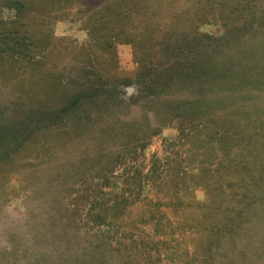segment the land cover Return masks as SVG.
I'll return each instance as SVG.
<instances>
[{
  "label": "rangeland",
  "instance_id": "obj_1",
  "mask_svg": "<svg viewBox=\"0 0 264 264\" xmlns=\"http://www.w3.org/2000/svg\"><path fill=\"white\" fill-rule=\"evenodd\" d=\"M22 1L0 31L39 62L0 60V264H264V0ZM52 75L104 94L34 122Z\"/></svg>",
  "mask_w": 264,
  "mask_h": 264
},
{
  "label": "trees",
  "instance_id": "obj_2",
  "mask_svg": "<svg viewBox=\"0 0 264 264\" xmlns=\"http://www.w3.org/2000/svg\"><path fill=\"white\" fill-rule=\"evenodd\" d=\"M26 6L29 10V6L27 4H24L22 0H11L10 7L18 9V11L25 9ZM28 30L29 29L25 27V23H18L17 27L13 26L9 28L8 31H4V32L0 31V60L1 61H4V60L10 61L12 59L13 61H17V59H14V58H19L18 61L22 62L23 65H34L39 62V59L36 55L37 53L34 52L33 47L40 46V43L37 41V35H32L31 33H29ZM118 36L119 35H114L113 38H117ZM104 38H106V36ZM107 40L108 39L106 38L104 41H107ZM109 44L112 45V42H109ZM100 50L102 51L101 48ZM3 53L6 55L5 57H1ZM140 62H143V61H140ZM208 62L209 61L207 58L203 59V64H199L196 67V70L205 69L206 66L208 65L207 64ZM212 64L218 65L215 62H212ZM169 68L167 71H171L173 73L170 78L164 80L165 82L162 83V86L165 87V89L167 87H171V85L173 84V81H175L174 78L177 75H180L181 73L189 74L190 72L194 71L192 64L189 63V60H184L182 63H179V64L174 63ZM213 69L215 71L217 68H213ZM163 72L165 71L160 72V74L151 73L153 75L152 77H150V79L157 80L158 77H160V75ZM144 73L145 72L143 71L139 72L141 78H143ZM243 77L250 79V76L248 74H245ZM78 79L76 80L64 79L62 77H55L54 75L51 76V79H44V80H47L48 89L46 90H43L42 88L38 89L37 95L39 99H37V101L34 103L31 102L30 103L31 105H29V108L32 111L33 116L34 115L36 116V119L34 122L45 121V122H50L51 124H54L56 120H58L59 118H64V116H68L71 113L75 112L76 110L78 111L80 109V112L86 111L81 107V105L84 104L83 100L85 101L89 99L91 102H94L95 99H99V97H101L104 94L103 86L100 85L97 88H94V87L92 88L89 82H85L86 80L84 81L83 79H81L82 81H80ZM231 79L235 80V76L231 77ZM241 81L242 79L232 83L231 85H228V87L226 86L219 87L216 91H211L212 93L209 96H212V95L216 96V94L217 95L221 94V95H226L227 98H231L232 96L233 99H235L237 96L241 94H247L255 90L254 89L255 87L250 86V83H251L250 80H245L244 82H241ZM143 82L145 81L144 80L136 81L139 87L136 91V94H133L130 97L132 101L135 102L139 100V97L141 96V93L143 91L142 90ZM39 90H43V91L40 92ZM209 91H210L209 89L200 90L199 98L207 97L209 94L208 93ZM158 93L165 94L166 92L159 91ZM44 94L45 96L43 97ZM116 96H117L116 98L120 99L118 95ZM30 110L28 109V112H30ZM24 113L25 111L22 112V117H25ZM86 118H88L86 119V121H85V118L83 119L86 122V124H88L89 122L88 120H90V114H88ZM78 122H82V121H77V124H76L77 126L79 125ZM130 145H131V141L129 142L128 147ZM128 147L124 148V150L127 151ZM128 261L129 259H127V263Z\"/></svg>",
  "mask_w": 264,
  "mask_h": 264
},
{
  "label": "water",
  "instance_id": "obj_3",
  "mask_svg": "<svg viewBox=\"0 0 264 264\" xmlns=\"http://www.w3.org/2000/svg\"><path fill=\"white\" fill-rule=\"evenodd\" d=\"M131 90H133V88H132V87H130L129 91H131Z\"/></svg>",
  "mask_w": 264,
  "mask_h": 264
}]
</instances>
